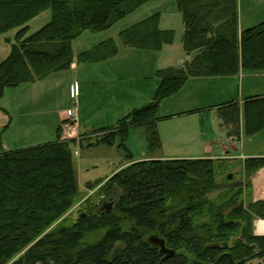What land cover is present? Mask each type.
<instances>
[{
    "label": "trees",
    "instance_id": "trees-1",
    "mask_svg": "<svg viewBox=\"0 0 264 264\" xmlns=\"http://www.w3.org/2000/svg\"><path fill=\"white\" fill-rule=\"evenodd\" d=\"M151 1L0 0V37L17 31L14 38L6 37L10 51L0 62V100L6 90L69 71L76 39L111 29ZM177 6L184 21V50L195 54L193 60L159 71L153 103L112 128L94 131L87 147L118 145L132 161L125 146L130 131L148 128L149 150L160 148V104L190 78L264 70V23L240 33L237 0H178ZM48 11L50 22L29 36V23ZM120 38L126 47L160 51L173 43L174 34L161 31L155 15ZM118 53L115 42L107 40L76 60L96 65ZM219 119L229 137H240L242 122L248 136L256 135L264 129V97L247 99L242 109L238 103L221 106ZM61 136L59 128L54 142L0 153V264H264V236L254 234L255 219L264 220V201L245 206L240 191L226 205L210 204L206 197L218 187L213 159L133 163L101 187L97 200L87 199L68 223L79 190L71 151L75 141ZM263 168L264 158H250L244 174L250 179ZM105 199L116 202L111 212L104 209ZM226 208L233 209L229 215ZM203 213L210 223L196 226L195 218ZM152 237L163 239L176 255L166 259Z\"/></svg>",
    "mask_w": 264,
    "mask_h": 264
},
{
    "label": "rangeland",
    "instance_id": "rangeland-1",
    "mask_svg": "<svg viewBox=\"0 0 264 264\" xmlns=\"http://www.w3.org/2000/svg\"><path fill=\"white\" fill-rule=\"evenodd\" d=\"M177 1L153 0L119 21L111 29L97 34L85 32L73 42L74 63L78 65L76 60L78 54L92 50L102 41H114L119 53L111 65L117 69L116 72L109 73V71L99 70L95 73L91 72L92 69L85 71L82 75H94L101 78L90 82V84L84 82V86L83 78L79 75L76 76L74 72L55 73L49 80L53 82V85L49 87V90L51 89V102L46 100L39 104L31 102V99L23 101V99L18 98L19 94L14 95V90H6L0 100V153L4 151L3 148H6V145H8L9 150L16 151L58 140L60 123L56 120L55 122L54 120L47 122L46 119L43 124L38 125L32 121L31 110L27 107H32L35 114L47 115L48 113L43 111L46 110L47 103L53 104L54 111L58 114L73 109L74 104H79L83 113L81 118L88 124L101 128V126L106 127V124L111 125L116 118H121L129 112L153 103L160 86V83L159 85L156 84L157 70L151 72L153 67L155 69L160 67V71L183 67L189 58L184 50V21L178 9ZM237 2L239 24L243 30L264 23V0H237ZM155 15H159V29L174 34L172 44L165 45L160 51H154L130 48L122 43L120 38L122 32ZM50 20V11L34 19L28 25L30 27L28 35L31 36L36 33ZM16 32L0 37V53L6 49L5 53L0 56V62L7 58L10 51V44L6 37L14 38ZM192 55L195 56V54ZM158 61H160V66L157 65ZM183 63L184 65H182ZM105 75L110 77L102 78ZM60 80L64 81L60 83L58 82ZM44 81L47 79L42 82ZM44 85L32 88L35 97L42 95L45 91ZM25 87L30 89L29 86ZM71 90L74 98L71 97ZM151 90L152 94H150ZM254 94H264V70L254 72L242 70L235 76L203 78L197 81L188 80L177 94L161 102L159 117L184 113L192 109L200 111L161 120L157 125L161 147L153 151L148 148V128H135L129 133L125 143L127 151L133 156L132 161L127 158L128 153L124 149H120L118 145L87 147L88 142L84 141H81V144H76L77 141L74 139L78 138L77 131L72 130V124H67L64 128L67 131V136L62 141H75L71 144V151L75 162L79 190L78 204L67 215L68 223L79 215L80 209L87 199L97 200L99 198L101 187L114 174L133 163L149 161V159L216 160L215 179L218 187L207 195L206 198L209 203L226 205L242 191L241 202L243 201L245 206L249 205V197L245 198L244 190L249 178L245 174L241 175L239 165L230 164L225 160L226 152L232 149V147H228L231 137H229L227 129L222 126L218 116L219 110L216 107L233 100L237 103L241 102L242 99L246 101ZM54 98H56L55 102H52ZM208 106L216 107L208 109ZM24 107L25 109H23ZM67 119L69 120L68 116ZM6 126L7 130L4 128ZM42 126H46V128L40 130ZM243 133L241 142H239L242 148L256 149L261 147V150L264 151V129L253 136ZM259 134L261 135L260 138L257 137ZM212 142L214 143L211 144ZM208 146H210L209 154ZM229 175L233 176L232 180L228 179ZM89 185L94 188L89 189ZM110 203L109 199H105L102 204ZM225 211L228 212L229 210L226 208ZM210 221L208 213H203L195 218V225L202 226L209 224ZM234 240L235 238L230 240V246ZM23 255L24 253H21L17 259ZM260 262L264 263V260ZM255 263H259V261H255Z\"/></svg>",
    "mask_w": 264,
    "mask_h": 264
},
{
    "label": "crops",
    "instance_id": "crops-1",
    "mask_svg": "<svg viewBox=\"0 0 264 264\" xmlns=\"http://www.w3.org/2000/svg\"><path fill=\"white\" fill-rule=\"evenodd\" d=\"M249 28H252V27H249ZM249 28H247V29H249ZM247 29H245V30H247ZM245 30H243L241 28L240 24H239L240 33H242ZM102 42H104V41H102ZM101 43H99V44H101ZM5 51H6V49L2 53H0V56H2L5 53ZM188 57L189 58H187V63H190L193 60L194 56L193 55H189ZM115 59L116 58H113V59H111V60H109L107 62L96 64V65H93V66L86 65V64L85 65H82V64H78L77 65L76 63H73V65H72L71 69L69 70V72L70 73L74 72V73H76V76L79 75L80 77H82L83 78L82 79L83 80L82 83H83V86H84V82H86V83L88 82V84H90V82H92L94 80H97L98 78H101V77H95L94 75H82L83 72L90 71L92 69L91 72H95V73H96V71H99V70H101V71L105 70L106 72L109 71V73H114V72H116L117 69L114 68V65H111V64L114 63ZM157 65L160 66V61L157 62ZM182 65H184V63ZM85 66H90V67H85ZM100 66H102V67H100ZM156 70H157V72H159L160 71V67H158L156 69H155V67H153V70H151V72L152 71L154 72ZM52 76H54V75L49 76L47 78V81H44V82L40 81V82H36L34 84L23 85V86L15 89L13 91V93H14L15 96H16V94H19L18 98L19 99L20 98L23 99V101H26L27 99H31V102H36V104L42 103V102H44L46 100L51 102V99H50V93H51L50 90L51 89L49 90V87L53 85V82L49 81V80H50V78H52ZM106 77H110V76H108V75L102 76V78H106ZM54 79L57 80L56 78H54ZM200 79H203V78H190L189 81L190 80L191 81L192 80H196L197 81V80H200ZM110 80H112V78H110ZM63 81L64 80H62V81L60 80L58 82L61 83ZM159 83H160V80L156 79V84L159 85ZM36 84H38V85H36ZM40 85L41 86L44 85L43 88L45 89V91L42 93V95H39V96L35 97L34 96L35 92L32 91V88H36V87H38ZM25 86H29L30 89H26ZM152 86H154V84H152ZM150 94H152V90H151ZM5 97H6V94H5ZM71 97L74 98V95H72V90H71ZM256 97H264V94H254L253 96H251L249 98H256ZM249 98H247V99H249ZM55 99L56 98H54L52 102H55ZM230 103H237V102H235V100H233L231 102H227V104L226 103L219 104L217 107L216 106H208V109H211V107H213V108L216 107L219 110L221 106L228 105ZM244 103H245V101L243 99H242L241 102L238 103L240 105L241 109H242ZM27 108L29 110H31L32 121L35 122L38 125L43 124V121L46 120V119H47V122H50V120H54V122L56 120L57 122H59L60 124H59L58 127L62 128L61 140L64 137L67 136V131H65L64 128L66 127L67 124L70 123L69 120L67 119V113L66 112H68L70 110H74L76 112V114H77V117H78V130H77L78 138L74 139V140L77 141L76 144H78V143L81 144V141L82 142L83 141L84 142H88L87 140L92 137L94 131L99 130V129H103V128H112L120 120H122L125 116L128 115V114H126L125 116H123L121 118H116V120L113 121L111 123V125L110 124H106L107 125L106 127L101 126V128H97V126H93L92 124L90 125V124H88L87 121H84L81 118L83 113L81 111L82 108H81V106L79 104H74V108L73 109H69L66 112H61L60 114H58V113H56L54 111L53 104L49 105L48 103H47L46 110H43V111L48 113L47 115H41L40 113L39 114H35L32 107H27ZM23 109H25V107ZM198 111H200V110L192 109V110H190V111L188 110V111H186L184 113L168 114L167 116L162 117L161 120L174 118L175 116H179V115H182V114H187V115L188 114H193V113H197ZM218 114H219V112H218ZM108 125H110V126H108ZM44 127L46 128V126H42L40 128V130L44 129ZM4 128H6V130H7V126L4 127ZM243 128H244V126H243V122H242L241 135L244 134L243 133L244 132ZM134 129H132L131 131H133ZM241 135L238 138L231 137V140L229 141L231 143V145L229 143L228 147H230V148L232 147V149H230V150H228L226 152L227 156H226L225 160L230 162V164H235L237 166L239 165V167H240V171L239 172H241V175H243L244 174L243 171H244V163H245V161L247 159H250V158H264V151L261 150V147L256 148V149H252V148H248V147H243L242 148V146L240 145L241 143L239 144V142H241ZM257 137L260 138L261 135L259 134V135H257ZM213 143L214 142H212L211 144H213ZM41 145H44V144H41ZM209 148H210V146L207 147L208 154H209ZM3 150L4 151H11V150H9L8 145H6V148H3ZM232 151H234L235 153L232 152ZM233 154H235V155H233ZM145 159H147V158H145ZM149 160H155V159H149ZM247 181L248 182H247L246 186H244V190H245V198L249 197V199H248L249 203L250 202H257V201H264V168L259 170L257 173H255V175H253ZM254 234L256 236H264V220L258 219V218L255 219V221H254Z\"/></svg>",
    "mask_w": 264,
    "mask_h": 264
},
{
    "label": "water",
    "instance_id": "water-1",
    "mask_svg": "<svg viewBox=\"0 0 264 264\" xmlns=\"http://www.w3.org/2000/svg\"><path fill=\"white\" fill-rule=\"evenodd\" d=\"M233 176L229 175L228 179L232 180ZM115 201L111 202L110 204H106L105 209L108 210V212H111L113 207L115 206ZM239 206L236 205L235 208ZM233 209H230L228 212H224L225 215H229L232 212ZM150 242L157 248L161 250V254H164L166 256V259L172 258L176 255V252L174 250H170L166 247V243L163 239H160L159 237H152L150 238Z\"/></svg>",
    "mask_w": 264,
    "mask_h": 264
},
{
    "label": "built area",
    "instance_id": "built-area-1",
    "mask_svg": "<svg viewBox=\"0 0 264 264\" xmlns=\"http://www.w3.org/2000/svg\"><path fill=\"white\" fill-rule=\"evenodd\" d=\"M67 116L70 121V125L72 124V130L77 131L78 129V117L74 110H70L67 112Z\"/></svg>",
    "mask_w": 264,
    "mask_h": 264
},
{
    "label": "flooded vegetation",
    "instance_id": "flooded-vegetation-1",
    "mask_svg": "<svg viewBox=\"0 0 264 264\" xmlns=\"http://www.w3.org/2000/svg\"><path fill=\"white\" fill-rule=\"evenodd\" d=\"M106 207V206H105ZM105 207H104V209H105Z\"/></svg>",
    "mask_w": 264,
    "mask_h": 264
}]
</instances>
